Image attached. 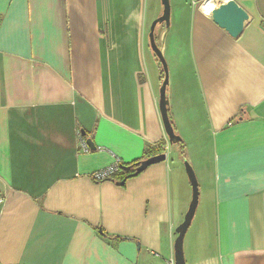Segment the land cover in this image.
<instances>
[{"label":"crops","instance_id":"obj_1","mask_svg":"<svg viewBox=\"0 0 264 264\" xmlns=\"http://www.w3.org/2000/svg\"><path fill=\"white\" fill-rule=\"evenodd\" d=\"M146 2L0 0V264L173 259L189 202L173 185ZM225 2L244 14L236 37L210 15ZM157 43L198 181L186 264H264V0H171ZM160 142L166 159L123 184L91 178Z\"/></svg>","mask_w":264,"mask_h":264},{"label":"water","instance_id":"obj_2","mask_svg":"<svg viewBox=\"0 0 264 264\" xmlns=\"http://www.w3.org/2000/svg\"><path fill=\"white\" fill-rule=\"evenodd\" d=\"M162 6L161 14L153 20L148 31V41L149 47L156 59L159 61L162 68V82L159 87V97H158V109L160 113L161 122L163 125L164 132L168 139L169 144L178 145L181 138L175 133L172 123L168 114V99L166 96V86L168 84V67L166 60L162 54L160 47L158 46L157 40L155 38V27L160 24H164L165 28L169 26L170 20V3L169 0H160ZM212 20L221 28L225 29L228 34L232 37H236L243 27L244 14L241 8L235 6L232 2H225L220 4L211 11ZM84 135V132H83ZM85 143L89 149H95V145L90 138L85 139ZM166 159V152L158 155L151 156L149 158L143 159L139 162L135 169V172H140L148 167L150 164L157 163ZM184 168L191 186V200L189 202L188 208L184 214L183 220L179 223L175 229L176 237L173 243V260L174 264H186L183 251V242L186 231L190 226L192 218L195 214L196 207L198 204L199 189L198 181L191 164L183 159ZM124 169H128L129 166H123ZM122 183V182H121Z\"/></svg>","mask_w":264,"mask_h":264},{"label":"rangeland","instance_id":"obj_3","mask_svg":"<svg viewBox=\"0 0 264 264\" xmlns=\"http://www.w3.org/2000/svg\"><path fill=\"white\" fill-rule=\"evenodd\" d=\"M171 2V0H169V3ZM162 12V6H161V2L160 0H147L146 2V16H147V20L149 21V27L151 25V23L153 22V20L155 18H157ZM164 24H160L157 25L155 27V36H156V40L158 42L159 36L162 33V31L164 30ZM155 56V55H154ZM156 58V57H155ZM158 63V65L161 67L159 61H156ZM177 145L172 144L170 145L169 150L167 151V155L169 160L173 161V167H175L176 165H178V169L175 168L173 169V177L175 179V183L174 185V189H175V193H180V196L182 195L183 191H186L187 195H185L186 199L188 200V202H190L191 200V186L184 168V164H183V159L181 157V155L179 154L178 151H176ZM178 150V149H177ZM185 159L191 164L193 163V160L191 159V157H185ZM192 166V164H191ZM176 174H181V176L183 177V182L176 181ZM189 205V204H188ZM197 211V209H196ZM196 213V212H195ZM198 216V214L195 216L194 214V220L196 219V217ZM195 225V221L194 223H192V226ZM185 239V237H184ZM184 243V242H183ZM184 251V249H183Z\"/></svg>","mask_w":264,"mask_h":264},{"label":"trees","instance_id":"obj_4","mask_svg":"<svg viewBox=\"0 0 264 264\" xmlns=\"http://www.w3.org/2000/svg\"><path fill=\"white\" fill-rule=\"evenodd\" d=\"M155 38H156V36H155ZM172 126H173V124H172ZM173 128H174V126H173ZM181 144H182V142L180 141V143L178 144L180 146V154L182 155L183 159H185V157H184V149H183V146ZM164 145H165V143H163V142L157 143L153 147H147L145 149L144 154H143V156L141 158H139V159H137V160H135L133 162L127 163V164L121 162L119 164V169L117 171H115L114 174H112L108 179L109 180H113V181H115L118 184H123L124 181L127 178L132 177L134 175H137V174H139L141 172V171L137 172V173L135 172V169H136V167L138 166V164H139V162L141 160L165 152L164 149L162 148V146H164ZM123 166H129V168L128 169H124ZM101 234L105 236L104 233H101Z\"/></svg>","mask_w":264,"mask_h":264},{"label":"built area","instance_id":"obj_5","mask_svg":"<svg viewBox=\"0 0 264 264\" xmlns=\"http://www.w3.org/2000/svg\"><path fill=\"white\" fill-rule=\"evenodd\" d=\"M80 146L85 151L89 150L88 146L85 143V139H83L81 137H80ZM162 148L164 149L165 152L167 151L166 145L162 146ZM120 163H121V161L118 158H116L115 161L111 165L106 166L100 170L93 172L91 174V178L97 182L107 180L112 174H114L115 171H117L119 169ZM0 203H1V197H0ZM166 263L167 264H174V260L172 258H170L169 260H166Z\"/></svg>","mask_w":264,"mask_h":264}]
</instances>
